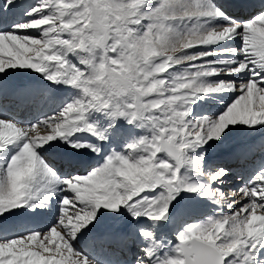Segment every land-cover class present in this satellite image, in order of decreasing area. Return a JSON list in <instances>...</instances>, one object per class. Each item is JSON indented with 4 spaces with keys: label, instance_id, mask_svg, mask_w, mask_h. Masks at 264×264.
Returning <instances> with one entry per match:
<instances>
[{
    "label": "snow or ice",
    "instance_id": "snow-or-ice-1",
    "mask_svg": "<svg viewBox=\"0 0 264 264\" xmlns=\"http://www.w3.org/2000/svg\"><path fill=\"white\" fill-rule=\"evenodd\" d=\"M0 264H264V0H0Z\"/></svg>",
    "mask_w": 264,
    "mask_h": 264
},
{
    "label": "bare ground",
    "instance_id": "bare-ground-1",
    "mask_svg": "<svg viewBox=\"0 0 264 264\" xmlns=\"http://www.w3.org/2000/svg\"><path fill=\"white\" fill-rule=\"evenodd\" d=\"M239 137H234L233 140H238ZM237 144L234 143L233 146H236ZM260 158L258 157H253L252 159H249L248 162L249 164L253 165V167L258 166L259 164H257V162L259 161ZM237 170V169H236ZM239 171V170H237ZM239 180V178H238ZM242 185V182H239L238 184H236V186ZM232 186V185H231ZM233 187V186H232ZM50 218H44L43 220H32V219H25V223L29 224L31 223L30 226H34V227H42L44 223H46Z\"/></svg>",
    "mask_w": 264,
    "mask_h": 264
},
{
    "label": "rangeland",
    "instance_id": "rangeland-1",
    "mask_svg": "<svg viewBox=\"0 0 264 264\" xmlns=\"http://www.w3.org/2000/svg\"><path fill=\"white\" fill-rule=\"evenodd\" d=\"M43 132V130H41Z\"/></svg>",
    "mask_w": 264,
    "mask_h": 264
}]
</instances>
